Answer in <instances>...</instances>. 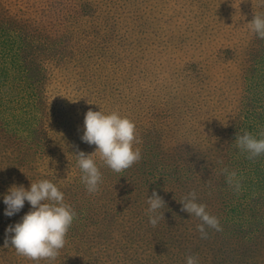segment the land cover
Returning a JSON list of instances; mask_svg holds the SVG:
<instances>
[{"label": "rangeland", "instance_id": "rangeland-1", "mask_svg": "<svg viewBox=\"0 0 264 264\" xmlns=\"http://www.w3.org/2000/svg\"><path fill=\"white\" fill-rule=\"evenodd\" d=\"M47 2L0 0V27L12 24L25 28V23L36 29L39 23L36 11ZM63 6L73 8L70 14L64 12L65 17L60 13ZM51 12L56 18L51 27L42 30V38H31L28 42L29 37L21 50L0 49L5 76L8 73L12 78L4 77L9 82L0 85V123L4 124L0 129V264H19L15 261L18 254L4 247V241L9 225L16 220L20 222L31 210L26 201L20 212L6 216L4 195L13 185L29 189L31 182L42 179L57 185L66 204L72 201L88 209L99 208L93 219L83 216L74 220L66 245L60 250L62 258L53 264H122L117 254L107 256L100 249L95 253L88 237L81 241V235L91 230L88 227L91 222L110 220L112 224L117 203L121 202L119 196L117 202L108 203V208L106 203H95L94 194H89L82 183L83 173L77 166L76 154L79 151L91 154L96 149L81 140L85 114L89 109L105 114L118 111L132 120L139 140L134 147L141 150L140 162H148L146 166L138 162L129 170L115 173L96 157L104 175L99 186L104 194L108 195L110 185L134 187L138 195L134 206H139L155 190L166 203L160 213L175 219L176 213L171 216L169 209L177 203L174 190L186 187L182 185L186 184L184 170L191 177H201L192 175L194 171L184 159L180 160L183 170L179 169L181 163L178 168H171L164 149L168 146L183 155L186 145L198 151L209 146L212 150L208 156L216 149L218 156L234 158L233 152L222 151L221 145L225 142L228 146L227 140L233 133L231 118L238 116L243 94H252L244 91L255 83H264V39L258 38L248 26L255 13L264 14V0H51ZM12 37L23 39L16 32ZM19 59L29 69L24 75L18 68ZM187 92L191 96L185 99ZM31 107L33 112L37 109L35 113L41 121L40 137L33 130ZM23 109L28 111L27 116L21 114ZM210 110L213 114H206ZM252 110L247 108L246 112ZM181 111L186 113L182 116ZM199 111L206 115L195 121L192 114ZM5 113L12 117L6 120ZM174 120L178 125L173 126ZM216 120L220 137L212 133ZM21 124L30 127L24 138L18 137ZM193 125L203 129L207 137L204 132L199 138L188 136ZM206 128H210L208 133ZM152 168H156L158 176ZM161 179L166 180L167 186L155 189L150 186L149 183ZM205 180L194 179L191 184L201 204L204 193L211 192L210 177ZM112 192L110 195L115 199ZM106 198L111 200L109 195ZM206 202L208 212L211 199ZM127 204L132 207L130 202ZM189 220L194 222L192 218ZM116 225L110 233L124 234L126 226L121 221ZM132 253L128 254L131 264H145L146 249ZM173 260L178 263L176 258H171L170 263L174 264ZM164 262L168 260L161 264ZM38 264L51 261L41 260Z\"/></svg>", "mask_w": 264, "mask_h": 264}, {"label": "trees", "instance_id": "trees-1", "mask_svg": "<svg viewBox=\"0 0 264 264\" xmlns=\"http://www.w3.org/2000/svg\"><path fill=\"white\" fill-rule=\"evenodd\" d=\"M72 9V7L65 8V6H63V8L60 9L61 16L65 17V11L70 14ZM36 15H38L37 17L39 20L36 29H32V27L25 23V28L21 27L22 25L13 26L12 24L1 26L0 49L9 47L21 50L22 47H26L25 43H27L26 40L29 37L28 42H30L31 38L33 40L42 38V30L51 27V21L56 18L51 12V0H48L46 4L40 5V9L36 11ZM40 16H42V18H39ZM14 32L22 34L23 39L21 37L13 38L12 33ZM7 53L8 51H6L4 55L6 56ZM257 65H261V63L258 62ZM18 68L23 75L29 71L24 61L20 59L18 60ZM5 74V67L2 62H0V85L9 82H6L4 77L7 80H12V78L8 77V73L6 76ZM244 92H250L252 94L247 96L243 94L240 112L237 113L238 116L236 118L230 117L232 121H234V124L232 125L233 133L230 139L227 140L229 141L228 146L225 142L221 144L223 146L222 151L226 153L227 151H232L234 158L228 160V158H225V155L218 156L216 149L213 150L211 156H208L209 151L212 150L208 145H206L208 147L204 149L198 148L199 151L186 145L183 149V155H179L177 151L174 153L168 146L164 149L168 158L167 162L169 161L171 168H178V164L181 163L180 160L184 159L189 169L192 172L194 171L192 175H199L201 177H191V175L184 170L186 173V177H184L186 184L182 185H186V187L183 189L176 188V190H174L177 203L169 209L171 216L173 212L176 213L175 219H169L167 216L161 219L156 227L151 226L149 217L146 215V209L149 207L147 202L140 204L142 208L139 207L140 205L134 206V198L138 196L134 193V187L127 189L125 185H120L118 188L110 185L108 195L111 200L108 201L106 198L108 195H105L101 188H99V191L94 194L92 201L101 203L102 205L106 203L108 208V203L114 200L117 202L116 197L120 196L121 202L117 203L119 207L116 217L112 220V224H110V220L105 222L104 220H95L91 222L88 225L91 230L86 235H81V241H83L85 237H88L95 253L97 249H100L105 251L107 256L117 254L119 261L123 262L122 264H131V258L128 254H133L132 251L135 253L141 249H146L144 258L145 264H156L155 262L161 264L163 260H168V263L164 262L163 264H172L170 263L171 258H176L178 260V263H175L173 260L174 264H186V257L189 255L198 257V263L200 264H264V155L250 160L247 158V153L242 152L236 146L235 142L237 133L242 134L247 131L258 136L259 131L264 130V83L261 85L255 83ZM188 96H191L190 92L186 93L185 99ZM202 98L203 102H205V98ZM260 101L261 105H259ZM247 108L253 110L246 112ZM34 109L37 113V109ZM24 110L25 109L21 110V114L27 116L28 111ZM35 112L32 110L33 130L34 133L40 137L42 131V127L40 126L41 121L38 118V114ZM185 113L186 112H182L181 115L183 116ZM106 114H108V112H106ZM206 114L212 115L213 112L210 110L209 112L207 111ZM206 114L199 111L192 115L195 121H200L199 116H205ZM216 116L217 118L220 117L219 114ZM4 117L6 120H9L12 116L5 113ZM28 120L29 119L26 117L27 123ZM217 121L218 120H216L215 124L216 127L214 128L215 131L212 130V133H215L216 137H220ZM171 123L173 126L178 125L177 120L171 121ZM199 126H201L200 122ZM3 127L4 124L0 123L1 130ZM177 130L179 131L178 128ZM206 130L208 133L210 128H206ZM18 132V137L24 138L26 134L30 132V127L21 124ZM203 132V129L200 127L195 128L193 125L188 136L195 135L196 138H199V135H202ZM203 135L207 137L205 132ZM65 153L64 151V154ZM200 153H204L206 156H201ZM148 155L149 151L146 152L147 159ZM147 163L148 162L139 161V164L142 166H146ZM179 169H184L182 163ZM225 169H227L229 173L234 171L237 174L236 179L241 185L239 191H236L234 187L229 186L226 182ZM133 170H135V168ZM144 170H147V167ZM150 170L153 174H157L158 176L156 168ZM208 177H210L211 194L207 192L204 193L203 201L204 204L207 205L206 201L211 199V207L208 212L218 218L222 231L206 228L208 237L203 239L201 238V234L197 231V225L200 224L201 221H198L194 216L191 217L186 211H181L183 205L179 201L183 200L189 193L194 192L191 186L194 179L200 180L204 178L206 179L205 181H207ZM103 180L104 175L102 174V181ZM114 180L115 176L111 177V181L114 182ZM165 181L166 180L161 179L155 182L149 180L148 182H154L149 184L155 189L156 187L167 186ZM113 184L114 183H112V185ZM188 186L189 189L187 190L186 188ZM229 188L231 189L230 191ZM111 192L115 196V199H112L110 195ZM213 193H216V195L213 196ZM196 197L197 201H199V195L197 193ZM128 202L131 203L133 208L141 212L133 210V208L127 204ZM199 203L202 202L199 201ZM71 204L72 201L70 204L68 203V205H70L77 214L74 219L75 221L81 220L83 216L93 219V215L99 212V208L94 206H89L90 209H88L80 205ZM190 218L194 219V222L190 221ZM118 221H121L122 226H126V228H123L124 234L121 235L119 232H115L116 235L111 234V228L113 227L115 229L118 227L116 225ZM16 223H18L17 220L10 225L14 226ZM131 224H135V226L132 227ZM73 225L74 224L71 225L67 234H70ZM76 235L80 236L78 233H76ZM123 236L124 238L122 240ZM12 249L14 250V254L16 250L10 245L9 250L11 251ZM61 258L62 256L59 254L54 261H51V264H53V262H59ZM15 261H19V264L26 262L32 264L39 263V261H32L20 255H18Z\"/></svg>", "mask_w": 264, "mask_h": 264}, {"label": "clouds", "instance_id": "clouds-1", "mask_svg": "<svg viewBox=\"0 0 264 264\" xmlns=\"http://www.w3.org/2000/svg\"><path fill=\"white\" fill-rule=\"evenodd\" d=\"M250 30L260 39H264V14L255 13L254 18L248 23ZM259 137V138H258ZM81 140L89 145H95L96 149L91 154L79 151L77 166L83 173L81 180L89 194L99 191L102 183V173L97 165L96 157L115 173H121L138 163L142 156L141 150L134 147L139 143L136 135L135 123L118 111L105 114L102 110L89 109L85 114L84 131ZM236 146L247 158L254 160L264 155V130L257 135L250 132L238 134L235 139ZM226 182L240 190V182L237 174L224 170ZM29 202L31 210L22 220L14 226L10 225L4 241V247H13L16 253L32 261H54L66 245L67 233L76 218V212L65 203L64 193L56 184L48 179L31 182L29 189L23 185H13L4 195L3 202L7 206L6 216H13L20 212L25 202ZM186 211L198 218L201 223L197 225V231L201 238L206 239V228L222 231L217 217L206 211V205L198 203L195 192L189 193L179 201ZM146 215L151 226L156 227L164 213H160L166 203L155 190L147 200ZM186 264H198V257L189 255Z\"/></svg>", "mask_w": 264, "mask_h": 264}, {"label": "bare ground", "instance_id": "bare-ground-1", "mask_svg": "<svg viewBox=\"0 0 264 264\" xmlns=\"http://www.w3.org/2000/svg\"><path fill=\"white\" fill-rule=\"evenodd\" d=\"M259 108V107H258Z\"/></svg>", "mask_w": 264, "mask_h": 264}]
</instances>
